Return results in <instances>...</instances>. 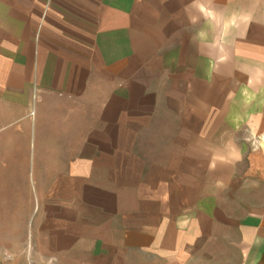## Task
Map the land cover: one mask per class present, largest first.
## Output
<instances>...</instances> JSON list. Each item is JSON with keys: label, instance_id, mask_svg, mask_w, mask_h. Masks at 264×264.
I'll list each match as a JSON object with an SVG mask.
<instances>
[{"label": "crops", "instance_id": "crops-1", "mask_svg": "<svg viewBox=\"0 0 264 264\" xmlns=\"http://www.w3.org/2000/svg\"><path fill=\"white\" fill-rule=\"evenodd\" d=\"M187 3L0 0V264H264V22Z\"/></svg>", "mask_w": 264, "mask_h": 264}, {"label": "clouds", "instance_id": "clouds-1", "mask_svg": "<svg viewBox=\"0 0 264 264\" xmlns=\"http://www.w3.org/2000/svg\"><path fill=\"white\" fill-rule=\"evenodd\" d=\"M184 13L189 25H199L196 32L199 42L210 45L208 54L210 66H213L229 59L228 49L239 31L246 30L253 23L264 22V0H250V6L240 10H229L217 0H188ZM211 54L215 55L214 60ZM248 83L249 86L264 87V65L251 69ZM228 156L234 161L240 159L234 145L228 149ZM8 258H11L10 253ZM26 264H32L31 253L26 254ZM47 264H56V258H48Z\"/></svg>", "mask_w": 264, "mask_h": 264}, {"label": "rangeland", "instance_id": "rangeland-1", "mask_svg": "<svg viewBox=\"0 0 264 264\" xmlns=\"http://www.w3.org/2000/svg\"><path fill=\"white\" fill-rule=\"evenodd\" d=\"M252 143H257V142H263L264 143V137H255L251 139Z\"/></svg>", "mask_w": 264, "mask_h": 264}]
</instances>
